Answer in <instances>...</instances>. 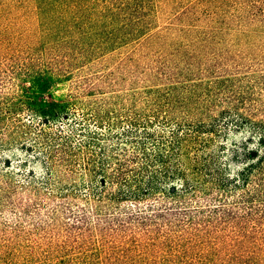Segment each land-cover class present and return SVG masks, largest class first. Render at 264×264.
<instances>
[{
    "label": "trees",
    "instance_id": "1",
    "mask_svg": "<svg viewBox=\"0 0 264 264\" xmlns=\"http://www.w3.org/2000/svg\"><path fill=\"white\" fill-rule=\"evenodd\" d=\"M0 0V264H264V0Z\"/></svg>",
    "mask_w": 264,
    "mask_h": 264
},
{
    "label": "rangeland",
    "instance_id": "2",
    "mask_svg": "<svg viewBox=\"0 0 264 264\" xmlns=\"http://www.w3.org/2000/svg\"><path fill=\"white\" fill-rule=\"evenodd\" d=\"M160 2H161V4L159 6V18H160V20H163L165 14H166L165 12L167 10V6L165 5L164 1L162 2V0H160Z\"/></svg>",
    "mask_w": 264,
    "mask_h": 264
}]
</instances>
